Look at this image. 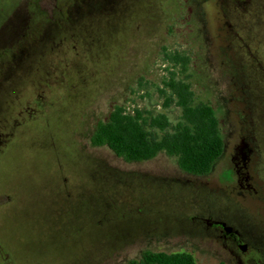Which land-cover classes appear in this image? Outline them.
<instances>
[{"label": "rangeland", "instance_id": "374dc122", "mask_svg": "<svg viewBox=\"0 0 264 264\" xmlns=\"http://www.w3.org/2000/svg\"><path fill=\"white\" fill-rule=\"evenodd\" d=\"M72 5L0 0V264H126L145 251L239 264L213 221L252 237L264 264V188L249 198L228 171L245 125H264V0H101L79 18ZM171 72L218 119L225 150L206 176L164 153L127 163L90 146L114 106L175 123L160 95ZM248 136L264 186V132Z\"/></svg>", "mask_w": 264, "mask_h": 264}, {"label": "trees", "instance_id": "16d2710c", "mask_svg": "<svg viewBox=\"0 0 264 264\" xmlns=\"http://www.w3.org/2000/svg\"><path fill=\"white\" fill-rule=\"evenodd\" d=\"M168 60L185 71L186 56L169 55ZM160 95L163 106H174L180 115L175 123L162 113L134 108L127 111L114 106L107 119L99 122L90 137L93 148H107L127 163L146 162L164 153L176 160L181 172L206 176L222 158L225 150L215 111L209 104L195 103L186 79H176L171 72L163 82ZM126 264H196L185 252L145 251L139 259Z\"/></svg>", "mask_w": 264, "mask_h": 264}, {"label": "flooded vegetation", "instance_id": "af4514ba", "mask_svg": "<svg viewBox=\"0 0 264 264\" xmlns=\"http://www.w3.org/2000/svg\"><path fill=\"white\" fill-rule=\"evenodd\" d=\"M74 5L70 7L71 13H74V17H85L90 16L93 14H100V8H101V0H90L92 2V5L89 9L87 3L85 0H73ZM96 2L97 8L99 10H95L94 3ZM83 4L86 8L84 9V6H79L80 4ZM104 9V8H103ZM104 12V11H103ZM70 13V14H71ZM72 15V16H73ZM5 31V30H4ZM5 33V32H4ZM264 77V74H262ZM257 126V127H256ZM257 130L264 132V125L259 126L253 125L252 123L246 124L243 128V131H247V136L251 135L252 133L256 132ZM241 135H244L243 133ZM245 135L246 144L244 145V149H238L234 148L233 152H231L230 156L228 157V160L230 164L233 166L231 170L228 169L230 172V176H234L236 178V181L240 185V187L243 190V193L246 194L249 198H252L255 200L256 195V189L259 187H263L262 185H258L257 177H256V164H257V158H261L259 155V152L254 149L248 142V138ZM249 137V136H248ZM25 209V208H24ZM26 211V209H25ZM207 230L214 233L218 238H220L223 242L230 244L231 246V252L239 257V264H247V258H250L251 262L250 264H255V259L252 258L255 248H256V241L249 235L245 236L242 233L237 232L236 230L231 229L230 227L226 226L225 223H221L218 221H213L211 223L207 224L206 227ZM243 243V244H240Z\"/></svg>", "mask_w": 264, "mask_h": 264}]
</instances>
